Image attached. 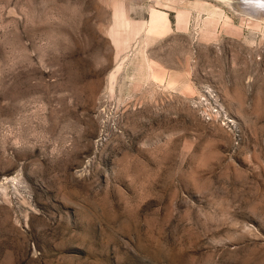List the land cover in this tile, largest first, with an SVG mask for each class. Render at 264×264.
<instances>
[{"label": "rangeland", "instance_id": "obj_1", "mask_svg": "<svg viewBox=\"0 0 264 264\" xmlns=\"http://www.w3.org/2000/svg\"><path fill=\"white\" fill-rule=\"evenodd\" d=\"M204 2L234 28L202 38ZM120 4L136 32L153 10L170 31L147 44L149 68L131 34L114 81ZM252 19L225 0H0V264H264Z\"/></svg>", "mask_w": 264, "mask_h": 264}, {"label": "bare ground", "instance_id": "obj_2", "mask_svg": "<svg viewBox=\"0 0 264 264\" xmlns=\"http://www.w3.org/2000/svg\"><path fill=\"white\" fill-rule=\"evenodd\" d=\"M225 1H228V2L232 3V5L240 4L241 6L245 7L247 13L250 14L252 16V18H253L251 21H249L250 24L252 25V27L253 26L254 27L255 26H259V22L256 19H254V18H257V17H260V16L264 15V0H225ZM203 11H205V13L207 12L206 17H204V15L202 13ZM197 12L198 13H197V17H196V26L200 27V35H201L202 38L208 39V38H212L214 35H216L215 32H216L217 24L222 19H223L222 20L223 21V25H225L226 27L228 26L230 28V27L234 26V24L231 21V19L228 16H225L222 13V11L216 10L215 7H211V6L207 5V4H205V2L199 4V6L197 8ZM181 19H184L183 20V22H184L183 23V25H184L183 27H186V25L188 24V21H189V16L186 15L185 13L181 12V13L178 14V21H180ZM168 20L169 19L166 16L165 12L160 11V10H153L151 15H150V18H149L147 26L144 27V29L136 32L132 28V20H131V17L129 16L128 11H127L126 7L124 6V4H120L118 7H115V9H114V25H113L112 30H111V35L114 37L115 31L118 30V31H120L119 34L126 35L127 38L125 40L126 41V46L122 49L123 53H124L123 57H121L122 58V62L120 61L121 63L118 65L116 72L113 74L114 81H116L117 73L121 69H123V67H124V60L126 58H130L132 56V54H130V50H132L131 49L132 45L130 44V39H131L130 35L133 34V33L138 35V37H137L138 53L141 55V59L140 60L142 61V58L145 60V59L148 58V57L146 58V54H145V49H146L147 44L152 42L153 40H155L159 36L165 34L166 32L170 31V27H168V25L166 23V21H168ZM179 27H180V25H179ZM135 58H136V56H135ZM146 61H145V63H146V66H147V62ZM127 63H129V62H127ZM137 63H139L138 60H137ZM145 63L143 64V61H142V64H143L142 67L145 65ZM125 65H127V64H125ZM135 66H136V64H135ZM137 66H138V64H137ZM139 67H141V66H139ZM147 67L149 68V66H147ZM153 68L154 69L155 68L159 69L158 67H153ZM161 68L162 67H160V69ZM163 70H164V68H163ZM146 71H147V68H146ZM158 72H160V70H158ZM164 73H165V71H164ZM146 74H147V72H146ZM177 74H180V73H177ZM164 75H162V76H164ZM153 76H154V74H153ZM142 77H141V79H142ZM172 77H175V76H172ZM176 78L177 77H175V79ZM186 80H184V82H186ZM135 81H137V80H135ZM184 82H183V84H185ZM136 84H138V83H136ZM157 86H158V84H157ZM181 87H182V85H181ZM188 88H190V87H187V89ZM120 89H121V87H120Z\"/></svg>", "mask_w": 264, "mask_h": 264}]
</instances>
